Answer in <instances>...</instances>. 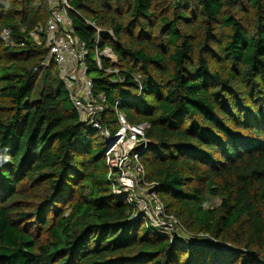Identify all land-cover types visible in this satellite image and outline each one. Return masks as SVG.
<instances>
[{
  "label": "trees",
  "instance_id": "1",
  "mask_svg": "<svg viewBox=\"0 0 264 264\" xmlns=\"http://www.w3.org/2000/svg\"><path fill=\"white\" fill-rule=\"evenodd\" d=\"M67 2L93 95L106 97L99 129L30 36L47 0H0V264H264V0ZM106 47L115 61L100 69ZM117 100L148 125L139 187L152 185L188 245L116 194L100 131L117 129Z\"/></svg>",
  "mask_w": 264,
  "mask_h": 264
},
{
  "label": "built area",
  "instance_id": "2",
  "mask_svg": "<svg viewBox=\"0 0 264 264\" xmlns=\"http://www.w3.org/2000/svg\"><path fill=\"white\" fill-rule=\"evenodd\" d=\"M47 4L49 15L45 25L37 27L30 36L36 43L43 42L47 47L48 56L56 64L58 76L68 91L69 100L80 121L99 129L98 120L106 97L103 94L93 95L92 80L88 76L86 62L89 49L85 41L74 33L72 20L68 15L71 7L67 0H47ZM95 30L97 34L102 32L97 27ZM107 33L111 35V32ZM8 34V30H3L1 36L7 39ZM94 53L95 64L100 69H102V58L111 62L115 61V56L107 47L101 51L95 49ZM104 71L110 72V69ZM135 81H138L137 78ZM118 102V100L115 101L113 105L118 121L117 129L114 132L108 129L100 131L104 139L107 169L109 172L112 170L118 172L116 179L120 186L115 189L116 194L125 198L127 202H133L138 210L137 215H140L157 233L188 245L194 239L190 234L183 233L184 227L175 216L165 212L164 205L156 192L148 188L152 185L143 182V185L147 187L145 193H138L140 187L137 176L143 173L139 154L146 147L147 141L144 134L148 125L129 123L124 113L118 109ZM212 202H218V199L206 201L203 206L206 208ZM199 237H202L201 241L210 240L213 245L216 244L213 239H206V235L199 234ZM220 246L226 247L224 244Z\"/></svg>",
  "mask_w": 264,
  "mask_h": 264
},
{
  "label": "rangeland",
  "instance_id": "3",
  "mask_svg": "<svg viewBox=\"0 0 264 264\" xmlns=\"http://www.w3.org/2000/svg\"><path fill=\"white\" fill-rule=\"evenodd\" d=\"M132 172H134V171H132ZM138 193H139V194L145 193V189H142V188L138 189ZM183 233H187V234H189V233H191V232H190L189 230H187V229L184 228ZM192 234H193V233H192ZM224 246H226V247H228V248H231V246H230V245L228 246V244H227V245H224ZM231 249H233V248H231Z\"/></svg>",
  "mask_w": 264,
  "mask_h": 264
}]
</instances>
